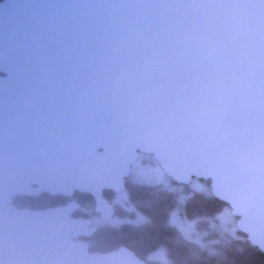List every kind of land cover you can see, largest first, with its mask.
Listing matches in <instances>:
<instances>
[{
  "label": "water",
  "instance_id": "obj_1",
  "mask_svg": "<svg viewBox=\"0 0 264 264\" xmlns=\"http://www.w3.org/2000/svg\"><path fill=\"white\" fill-rule=\"evenodd\" d=\"M140 152L264 252V0H0V264H150L75 198L13 204L108 220Z\"/></svg>",
  "mask_w": 264,
  "mask_h": 264
},
{
  "label": "trees",
  "instance_id": "obj_2",
  "mask_svg": "<svg viewBox=\"0 0 264 264\" xmlns=\"http://www.w3.org/2000/svg\"><path fill=\"white\" fill-rule=\"evenodd\" d=\"M203 181L209 182L205 179ZM125 190L133 204V210L124 212L117 209L116 213L134 218L137 211L145 217V220L139 223L128 220L109 223L107 220L97 225V229L87 238L90 250L107 251L126 245L150 264H159L147 258V253L158 247L164 248L167 252L168 264H264V252L253 246L247 235L241 231H237L239 238L231 243L214 244V247L217 246L215 255L202 250L196 256L193 253L194 250H198V245L183 236L169 221L170 212L175 207L180 208V213L189 218H212L225 207L230 208L226 202L213 196L211 191L193 192L184 199H179L178 191L175 189L128 179ZM104 194L110 199L115 193L105 190ZM72 198L80 203L74 215L86 217L98 215L94 211L93 198L89 194L76 192ZM67 199L69 198L62 195L42 192L33 196L17 195L13 199V204L43 208L65 203Z\"/></svg>",
  "mask_w": 264,
  "mask_h": 264
},
{
  "label": "rangeland",
  "instance_id": "obj_3",
  "mask_svg": "<svg viewBox=\"0 0 264 264\" xmlns=\"http://www.w3.org/2000/svg\"><path fill=\"white\" fill-rule=\"evenodd\" d=\"M127 179L134 182L175 189L178 191L179 199H184L193 192L211 191L210 182H204L203 179L193 178L187 184L172 180V177L160 167L155 157L147 152L139 153L136 161L130 166V174ZM128 197V192L124 189L119 193H115L110 200L116 204L118 211L128 212L133 210V204L128 202ZM135 213L137 216L130 219V221L139 223L145 220L139 212L136 211ZM91 218L92 224L94 225H100L107 221L101 219L99 215H94ZM123 219V216L116 213L107 222L119 223ZM237 219L238 216L232 214L231 208L229 207H225L212 218H189L181 214L180 208L178 207L173 208L169 216V221L179 229L183 236L198 245V250H194L193 253L196 256L202 250H206L209 254L215 255L217 253L215 250L217 246L215 245L214 247V244L231 243L234 239L239 238L237 231L240 230L236 225ZM147 258L157 261L159 264L169 263L168 258L165 256V249H157L154 254H150Z\"/></svg>",
  "mask_w": 264,
  "mask_h": 264
},
{
  "label": "flooded vegetation",
  "instance_id": "obj_4",
  "mask_svg": "<svg viewBox=\"0 0 264 264\" xmlns=\"http://www.w3.org/2000/svg\"><path fill=\"white\" fill-rule=\"evenodd\" d=\"M210 182V181H209ZM74 196V195H73ZM65 197H67V196H65ZM69 199H71V197H68ZM69 199H67V201H69ZM110 200V199H109ZM110 202L114 205V207H115V214H116V210H117V206H116V204H114L111 200H110ZM128 202L129 203H131V200L129 199V197H128ZM132 204V203H131ZM142 215V214H141ZM135 217L137 216L136 215V213H135V215H134ZM143 216V215H142ZM124 217V219L123 220H121V222H124V221H130V219H133V218H131L130 216H123ZM143 218H145L144 216H143ZM120 221H119V223H121ZM157 249H160V250H163L164 248H162V247H158V248H154L153 250H150L148 253H147V257L150 255V254H154V252L157 250ZM167 254V252L165 251V256H166V258H168V260H169V257H168V255H166Z\"/></svg>",
  "mask_w": 264,
  "mask_h": 264
}]
</instances>
